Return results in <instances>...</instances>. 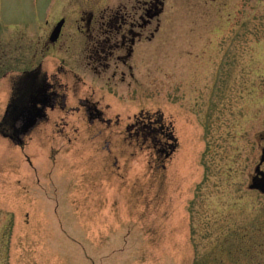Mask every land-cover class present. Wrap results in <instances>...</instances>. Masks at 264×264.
I'll return each mask as SVG.
<instances>
[{
    "label": "rangeland",
    "instance_id": "obj_1",
    "mask_svg": "<svg viewBox=\"0 0 264 264\" xmlns=\"http://www.w3.org/2000/svg\"><path fill=\"white\" fill-rule=\"evenodd\" d=\"M138 1L0 0L2 65L66 96L21 143L0 135V264H264V0H164L95 71L102 21L138 23ZM9 93L0 77V121ZM148 115L168 158L128 132Z\"/></svg>",
    "mask_w": 264,
    "mask_h": 264
},
{
    "label": "flooded vegetation",
    "instance_id": "obj_2",
    "mask_svg": "<svg viewBox=\"0 0 264 264\" xmlns=\"http://www.w3.org/2000/svg\"><path fill=\"white\" fill-rule=\"evenodd\" d=\"M141 9L143 14L139 16L136 22L127 23L126 12H123L126 7L119 5L115 13L108 20L102 21L101 26H108L110 29L105 31V39L99 40L96 38V45L93 46L89 58L92 59V64L95 65V71L99 72V67L102 72H106L109 69V60L114 55V50L118 49L119 43L114 44L111 40L114 36H119L126 26L130 28L128 34L132 37L130 43L133 44L134 39L139 35L136 34L135 27H139L142 30L149 25L151 19H154L159 9L163 6L164 0H140ZM139 9V7H135ZM139 20L141 21L139 23ZM89 23V21H88ZM90 24V23H89ZM104 29V28H103ZM103 29L100 33L103 32ZM108 32V33H107ZM122 40H126V35H122ZM95 40V39H94ZM123 41V42H124ZM132 49L128 50L126 58L131 55ZM6 56V53L1 51L0 53V77L8 79L10 83V93L6 102V107L2 119L0 121V135L8 137L15 143L22 142V133L26 132V126L30 119H35L37 122L38 117H44L47 119L46 110H54L57 106L64 109L66 96L64 93L59 92L62 88L61 84L53 83L47 77H43L39 69L31 73H27L23 70L15 74L7 72L6 64L2 65V57ZM126 58H123V63L126 64ZM113 77V76H112ZM55 79V77L53 76ZM88 102L83 103L86 108ZM93 106V107H92ZM98 108V107H97ZM93 104L89 110L90 117L99 120L102 117V113ZM36 115V118L34 116ZM263 166V165H262ZM260 171V176L254 182V186H257L264 191V172Z\"/></svg>",
    "mask_w": 264,
    "mask_h": 264
},
{
    "label": "trees",
    "instance_id": "obj_3",
    "mask_svg": "<svg viewBox=\"0 0 264 264\" xmlns=\"http://www.w3.org/2000/svg\"><path fill=\"white\" fill-rule=\"evenodd\" d=\"M134 126L136 127L134 132L135 137H141L143 141H148L149 139L154 147H158L157 153L160 156L164 155L168 158L175 151L177 142L173 135L174 132L171 127L164 124L160 116H154L152 120L149 115L145 118L143 116L141 124L133 125L128 132Z\"/></svg>",
    "mask_w": 264,
    "mask_h": 264
},
{
    "label": "water",
    "instance_id": "obj_4",
    "mask_svg": "<svg viewBox=\"0 0 264 264\" xmlns=\"http://www.w3.org/2000/svg\"><path fill=\"white\" fill-rule=\"evenodd\" d=\"M63 24H64V20H61L56 25L54 30L52 31V33H51V35L49 37V41L51 43H55L58 40ZM34 118H36V115L34 116ZM38 118H41V117H38ZM35 123H36L35 119H30V121L28 122V125L26 126V132L29 131L30 129H32L34 127Z\"/></svg>",
    "mask_w": 264,
    "mask_h": 264
}]
</instances>
